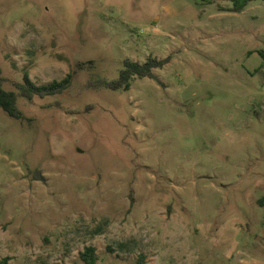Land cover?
I'll use <instances>...</instances> for the list:
<instances>
[{
	"label": "rangeland",
	"instance_id": "rangeland-1",
	"mask_svg": "<svg viewBox=\"0 0 264 264\" xmlns=\"http://www.w3.org/2000/svg\"><path fill=\"white\" fill-rule=\"evenodd\" d=\"M0 0V259L264 264V0ZM168 59L116 80L131 60ZM94 61L85 69L79 63Z\"/></svg>",
	"mask_w": 264,
	"mask_h": 264
},
{
	"label": "trees",
	"instance_id": "trees-1",
	"mask_svg": "<svg viewBox=\"0 0 264 264\" xmlns=\"http://www.w3.org/2000/svg\"><path fill=\"white\" fill-rule=\"evenodd\" d=\"M234 3L231 11L241 12L251 0H231ZM169 62L168 59L159 60L157 58H148L144 63H139L131 60L124 62V68L120 72V76L116 80L107 81H93L92 85L96 87H105L111 90H129L131 87V80L135 76L141 78H153L154 69L162 68ZM94 64V61L88 63H79V69H85L88 65ZM3 71L0 66V108L3 109L10 117L20 120L23 117V112L18 106L21 97L32 100L35 96L45 98L47 96L59 95L67 91L72 85L73 75L69 73L64 79L60 81H52L45 85H37L34 83L28 74L24 75L23 83H16V90H6L4 88ZM259 205L264 207V197L259 201ZM80 258L84 264H97L99 256L97 249L94 246H88L80 254ZM10 257H3L0 259V264H11ZM136 264H147L146 256L140 254Z\"/></svg>",
	"mask_w": 264,
	"mask_h": 264
}]
</instances>
